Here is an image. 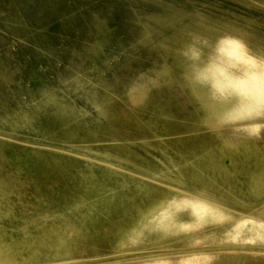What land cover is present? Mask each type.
I'll use <instances>...</instances> for the list:
<instances>
[{
  "label": "rangeland",
  "instance_id": "rangeland-1",
  "mask_svg": "<svg viewBox=\"0 0 264 264\" xmlns=\"http://www.w3.org/2000/svg\"><path fill=\"white\" fill-rule=\"evenodd\" d=\"M225 47L261 72L264 0H0V246L20 260L10 264H264V240L226 234L241 215L264 221L261 202L227 206L232 216L196 236H128L166 192L243 186L238 171L213 181L208 168L264 147V110L245 119L238 106L231 122L216 111L249 105L248 92L217 97L199 76L220 66L253 81ZM86 198L108 205L73 214Z\"/></svg>",
  "mask_w": 264,
  "mask_h": 264
},
{
  "label": "bare ground",
  "instance_id": "bare-ground-1",
  "mask_svg": "<svg viewBox=\"0 0 264 264\" xmlns=\"http://www.w3.org/2000/svg\"><path fill=\"white\" fill-rule=\"evenodd\" d=\"M219 47H220V45H219ZM225 50H227L229 53H231L233 55H236V57H243V61H244L245 65L248 68H251L248 70L247 75L249 77L253 78V81H246V79L240 80L237 78V76L234 77L230 73L227 74L226 70L224 68L221 69L220 66H218V67L215 66V69H212L209 73H207V72L203 73V74L199 73L200 74L199 76L206 79V80L208 79L213 84L214 89L217 91V93H216L217 97H227L229 95L227 93L228 88H229V90L233 89L236 91L243 92V94H246L248 92V94L250 96V97H248V99L251 100V101H249V103H250L249 105H247V106L236 105L234 107H220L218 110L216 109V111H225L226 112L225 115H226L227 120L229 122H231V121H234L235 118L238 117V115H239V114L235 115L234 112L241 108L242 115H243L242 117H245V119H247L250 117V115L255 113V111L264 110V107L261 108V107H258V105H257V103H260L264 106V67L262 68L261 72L258 73L254 69L255 68L257 70L260 69L259 67L261 64L259 63V61L255 60V59L248 58V57L246 58L243 55V53H241L238 50V48L235 49V48L225 47ZM214 54H216V53H214ZM226 63H228V62H226ZM193 70H195V69H193ZM201 70H204V69H201ZM191 74H193V73H191ZM189 76H190V74H189ZM238 106L239 107L241 106V107L239 108ZM257 125H258V123H252V124H247L243 127L244 128L245 127L254 128ZM228 144L232 148L234 147V145L232 143H228ZM231 151H233V149ZM254 156L261 158V160L263 159V161L260 162L261 165L259 164V166L256 167V169L251 168L250 165L247 164L248 162H250V160ZM232 163H233V169H224L219 165H212L210 168H208L210 170L209 174H211L213 181L215 179L216 180L220 179L222 181H229L232 179L233 176H236L235 171L236 172L238 171L242 176H245V178H246V181L242 182L243 186L237 188V187H234V185H232V183H228L229 184L228 188H219L220 189L219 193H215V192L210 191L208 189L209 187L211 188V186H209L207 188V187L201 185V186H199V189L197 192L196 191H190V193H187L186 195H184L182 197H177L175 194H173V196L170 197V196L165 195L167 192L166 193L164 192L165 194L163 197H158L155 200L151 201L150 203L147 204V206L145 208L142 207L143 211L138 213V216H136V218H134L132 223L130 222L131 226L129 225L130 231H129V235H128L130 237V239L133 242H137L142 237L146 236L148 233L149 236H151L153 240H156L159 238L160 239L165 238L166 233L167 234H169V233L177 234V233H180L182 230H188L189 232H193V236H196L200 233L201 228L206 225V223H205L206 221L214 222L216 220L222 219L223 217L232 216L233 212L228 210L226 208L227 206L239 205V206H246L248 208H255V207H257L256 205L258 202H261L264 204V147L257 149V150H251V151H247V152L244 151L240 157L233 158ZM239 164H242L243 167L240 168ZM195 169H198V168H195ZM207 172H208V170H207ZM198 173H199V171H198ZM191 176H192V174L190 175V177ZM206 176H208V175H206ZM236 179H240V177H236ZM201 181H202V184L207 186L208 183L206 181H204V180H201ZM210 182H212V181L210 180ZM200 183H199V185H200ZM196 184H198V183H196ZM218 186L223 187V184L219 182ZM224 187H225V185H224ZM162 192H161V194H162ZM245 192L247 194H249L251 197L244 198L241 193L245 194ZM2 195H0V196H2ZM143 202H145V201H143ZM99 205L105 207L108 204H106L104 202L103 203L99 202L98 199L94 200V198H92V199L86 198V199H82L81 201L73 203L72 208H71V212L73 211V214H74V213H76V211L78 209L79 210L84 209L88 214H91V212L94 211L97 207H99ZM186 207L191 210V212L188 214L190 216H193L191 219L184 217L185 215L183 213L178 212L179 209L186 208ZM44 212H45V210H44ZM132 213H133V211H132ZM133 214H135V213H133ZM41 223H43V221ZM234 226H236V229H234V231H231V232L226 231V234L234 235V236H240V237H246V238L248 237L250 239L264 240V221L263 220H258V219H255V218H252V217H249L246 215H241L239 217L238 223L234 224ZM74 227H76V225H74ZM244 227H247L249 229V231H247L248 229H245ZM252 230H255V233H253ZM249 232H251V233H249ZM118 233H120V232H118ZM214 233H215V231L209 232L210 236H212ZM116 234H115V236H116ZM193 236H191V237H193ZM199 237H200V235H199ZM124 240L125 239L123 238V241ZM190 240H188V241H190ZM120 241L122 242V239H120ZM4 246H6L5 250L2 249ZM72 248H73V246H72ZM263 249H264V247H263ZM166 250H169V249H166ZM196 251L199 252V250H196ZM219 251H224V250H219ZM263 251L264 250H262V252ZM159 253H160V251H159ZM218 253H220V252H218ZM13 256H14V254L11 251L10 245L6 244L3 246H0V264H10L11 262H17L16 260H18V259H15ZM155 257H153V258H155ZM201 257H199V258H201ZM232 257H234V256L232 255ZM136 259H138V258L136 257ZM219 260L222 263L226 262V258H224V257H221ZM18 261H20V260H18ZM229 263H232V261H230ZM236 264H238V261L236 262Z\"/></svg>",
  "mask_w": 264,
  "mask_h": 264
},
{
  "label": "clouds",
  "instance_id": "clouds-1",
  "mask_svg": "<svg viewBox=\"0 0 264 264\" xmlns=\"http://www.w3.org/2000/svg\"><path fill=\"white\" fill-rule=\"evenodd\" d=\"M191 55L195 58V57H198L199 53L193 52L191 53Z\"/></svg>",
  "mask_w": 264,
  "mask_h": 264
}]
</instances>
